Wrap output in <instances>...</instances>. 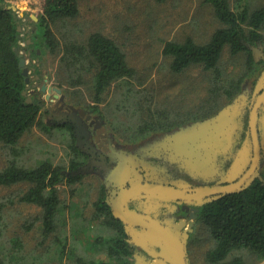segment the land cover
I'll return each mask as SVG.
<instances>
[{
  "label": "trees",
  "instance_id": "obj_1",
  "mask_svg": "<svg viewBox=\"0 0 264 264\" xmlns=\"http://www.w3.org/2000/svg\"><path fill=\"white\" fill-rule=\"evenodd\" d=\"M23 1L0 0V147L7 150L12 158L0 169V188L17 184L27 185L16 201L39 209L41 235L45 239L55 232L57 211L62 206L61 196L65 189L73 194L74 185L81 183L83 176L75 172L80 161L83 162L84 159L78 147L70 145L72 158L67 166L55 165L49 160L41 161L34 167L20 165L18 158L23 150L19 149L18 145L23 135L37 126L41 131L50 127L41 120V107L36 101L30 95H23L27 83L19 66V54L21 53L25 60L36 61V73L40 71L46 55L58 57L57 66L63 72V79L57 86L70 97H76L81 86L86 87L89 95L82 93L90 99V102L84 105L86 110L103 119H106L109 113L108 107L101 106L105 103L106 93L112 87H127L135 72L128 65L118 45L99 32L90 33L84 39L80 35L81 32H78L79 37L75 36L77 34L74 31L63 32L61 36L55 33L54 27H58L60 22L78 17L81 0H39L24 6ZM204 1L212 8L220 23V27L212 33L209 41L198 44L190 37L182 42L166 41L162 54L170 58V70L176 74L191 66H200L204 72L210 74L211 79L221 82L213 87V90L221 92L219 96L230 102L241 91L245 82L248 83L251 78L253 83L259 74L260 64L255 62L253 54L256 53L252 49H255L258 43L264 44V5L250 10L249 0H235L234 7H231L229 0ZM25 24L35 27V30L30 28L26 31ZM72 32L75 35H72ZM28 40L30 44H27ZM224 48L228 49L231 56L241 53L246 55L245 67L236 76L223 78L220 75L218 65ZM28 52L30 57H27ZM26 66L31 80L32 72L27 62ZM252 83L248 84L252 86ZM28 97L31 98V103L27 102ZM132 97L134 99V96ZM210 101L213 99L208 100ZM149 102L147 100L142 104L133 101L130 104L133 107L131 122H134L135 115L142 113L144 108L151 111ZM116 103L122 106L121 110L125 109L122 99ZM214 103L216 102L213 101L209 108H215ZM215 111H210L207 116L213 113L216 115ZM123 114L126 112H120V115ZM156 119L153 118L149 129L156 130L158 124H153ZM113 122L123 131L129 129L126 135L129 139L137 138V132L141 131L138 124H134L138 128L132 127L133 123L126 127L125 122L118 117H114ZM63 136L75 142L71 131ZM98 185L99 192H96L95 199L91 202L93 211L90 217L79 222L90 249L86 251L83 246L82 254L78 255L74 262L136 264V260H142L143 257L137 255V246L128 241L129 237L122 222L112 216L110 202L104 200L103 187ZM13 203L12 199L3 200L0 210ZM199 219L206 226L212 240V247L205 253L203 264H245L239 254L241 251L252 253L264 260V173L254 177L241 191L206 199L200 207ZM2 222L3 213L0 214V237L4 234L5 225H2ZM74 229L71 227V237L74 236ZM54 238L55 258H67L75 254L76 247L72 244L77 239L72 238L69 246L70 240L64 231L58 238L54 234ZM12 246L16 251L14 260H22L17 253L22 248L21 242L12 240ZM98 257H101V260ZM0 264H3L2 260Z\"/></svg>",
  "mask_w": 264,
  "mask_h": 264
},
{
  "label": "rangeland",
  "instance_id": "obj_2",
  "mask_svg": "<svg viewBox=\"0 0 264 264\" xmlns=\"http://www.w3.org/2000/svg\"><path fill=\"white\" fill-rule=\"evenodd\" d=\"M37 2L39 0H24L22 5ZM229 2L231 7L236 5L235 0H229ZM263 5L264 0H249L248 3L250 10ZM59 24L58 27H54V31L58 36H61L63 32L74 31L77 35L73 32L72 35L79 37L78 32H81L80 35L84 39L90 33L99 32L112 39L124 53L128 65L134 70V77L127 87H123V89L112 87L106 93L105 103L101 105L102 107H108L109 113L106 119L94 114L102 121L107 132L122 145L132 147L136 142L142 144L155 140L154 138L150 139L154 130L149 129L153 118H157L153 124H166L170 119L182 118L181 114H204L206 117L210 111L216 110L215 113L217 114L225 105H229L234 101H238L237 103L243 104V106L247 104L251 87L249 84L253 81L251 78L248 80L249 84L244 83V91L231 102H227L223 96H219L221 92H214L213 90V87L221 82L211 79L210 74L204 72L200 66H191L182 73L176 74L170 70V58L162 54V48L166 41L182 42L185 38L190 37L196 43L204 44L209 41L212 33L220 27L212 8L204 0H165L163 3H157L154 0H81L79 2L78 17ZM27 25H24L26 31L30 28L33 29L30 24ZM259 45L254 47L257 52H260L261 47L264 50V44L259 43ZM245 57L246 55L243 53L231 56L228 49L224 48L218 65L220 75L223 78L230 75L236 76L245 67ZM57 64L58 57L46 55L40 69L42 79L46 80L47 85L60 89L67 97V102L77 108L75 111L89 112L84 105L90 102V99L82 95V93L86 96L89 95L86 87L81 86L77 96L71 95L72 97H70L57 86L58 82H62L63 79V72L58 69ZM132 96H134V99ZM119 99H122L125 109L121 110L120 107L122 106L116 103ZM209 99L216 102L214 103L215 108H209L213 102H208ZM147 100L150 101L151 111L144 108L141 110L142 113L135 115L134 122H131L133 107L130 104L133 101L142 102L143 104ZM116 109L119 111H116ZM120 112H126V114L120 115ZM114 117H118L119 120L125 122L126 127H129L132 123L131 126L134 128H138L134 124L141 126V131L137 132L138 137L129 139L126 136L129 129L123 131L117 128L119 125L113 122ZM41 120L45 123L44 114L41 115ZM48 127H50L48 130L41 131L37 126L23 135L18 145L19 149L23 150L18 158L20 165L34 167L41 161L49 160L55 165L67 166L72 158L71 146H74L75 142L64 138L63 134L67 131H64L63 128H54L50 125ZM192 128V124L187 126L184 130L182 129L181 134L187 129L192 131ZM174 136L164 139L161 148L172 140L174 145ZM147 145L149 144H142L136 149H139L138 152L140 150L144 151ZM132 149H135V147ZM158 150H160L159 145L156 150L152 146L148 147V153L150 154ZM184 150L191 151V145H186ZM248 152L247 149L244 153L246 160L249 158ZM171 156H173L171 153L167 157L164 155L168 162L174 164L175 162L171 159ZM9 159H12L11 156L9 157V152L0 147V169L6 165ZM179 161L182 163L180 159ZM243 163L245 164L244 161ZM177 164L185 171L198 177L194 178L195 180L206 182L214 177L221 176L217 168H209V170L201 172L191 171L180 163ZM218 167L220 169V166ZM68 172L69 170L66 168V173ZM112 173H115V171ZM223 177L224 175L220 177V180ZM99 180L96 176L84 175L80 180L81 183L74 185L73 194L65 189L61 196L62 206L57 211L54 234L58 238L64 231L68 240H70L69 246H71L72 238L77 239L72 244L76 247L75 254L61 259L55 258L53 255L55 248L54 234L45 239L41 235L39 209L33 205L16 201L22 191L27 188V185L17 184L11 187H1L0 203L5 199L14 201L12 205L2 211L0 210V214L3 213L4 215L2 225H5L4 234L0 237V260L3 264H76L74 260L82 254V247L84 246L86 251L90 249L79 222L88 219L93 211L91 202L95 199L98 184L101 182ZM148 201L155 208L157 200L149 199ZM78 223L79 226H77ZM71 227L75 228L73 237L70 233ZM199 227H201L200 231ZM208 233L206 226L201 222L194 235L197 242L189 247L190 260L188 261L190 264H203L205 253L212 247V240ZM12 240L21 242L22 248L17 253H19L22 260H14L16 251L12 246ZM137 249V255L143 257L142 251L144 250L140 247H137ZM239 254L242 255L245 264H264V260L252 253L241 251ZM98 258L101 260V257Z\"/></svg>",
  "mask_w": 264,
  "mask_h": 264
},
{
  "label": "flooded vegetation",
  "instance_id": "obj_3",
  "mask_svg": "<svg viewBox=\"0 0 264 264\" xmlns=\"http://www.w3.org/2000/svg\"><path fill=\"white\" fill-rule=\"evenodd\" d=\"M256 46H260L259 43ZM259 55L253 54L255 62H257L260 67V71L252 86L250 87L249 96L247 104L243 108V113L241 116L242 127L237 131L235 136V143L231 153L227 156H219L217 159V171L222 176L223 172L228 169L232 163L235 156L242 150V145L249 138L248 136V119L252 104L255 100L262 94V89L255 91V86L258 78L264 72V50L261 47ZM36 62L30 65V70L32 72L31 76H37L38 80L29 83L30 95L36 103L41 107L40 113L44 114L45 122L54 127L63 128L64 131H71L74 135L75 145L78 147L81 156L84 161L77 166V171L75 172L81 176L93 175L99 180L100 184L104 190V200L110 202L111 204L117 198L120 189L115 187L112 183L113 180L109 179L110 174L119 167V163H126L131 174L137 180L148 179L150 182L157 183L158 185L172 187L174 189L180 190L183 188H194L205 185L218 184L221 180V176H217L208 180L206 182L195 180V175L185 171L177 163H170L167 161L166 157L174 152L177 147V138L179 134L189 125H194L196 123L207 120L212 115L204 116L201 114H181L182 118L170 119L166 124L159 123L156 130L152 131L149 144L143 150L138 152L140 144L136 142L132 147L125 146L116 141V138L107 132L106 128L103 127V123L97 116L91 112L84 111L79 114L77 108L73 107L70 102H67V97L61 92L58 98H55V93L51 90L48 94V88L44 92L41 91L42 86L52 88L53 86L47 85L46 80L42 79L41 72H35ZM43 81V82H42ZM32 82V83H31ZM245 84L242 86L241 91L234 97L236 98L239 94L244 91ZM233 98V99H234ZM232 99V100H233ZM231 100V101H232ZM230 101V102H231ZM178 116V115H177ZM180 116V115H179ZM264 122V100L262 101L258 111H257V127L258 134L261 140L260 127ZM183 129V130H182ZM178 131V132H177ZM177 132V133H176ZM174 136L170 143H167L161 148V143L167 137ZM149 140V139H148ZM159 145L160 150L154 152L153 154L148 153V147L152 146L155 148ZM135 147V149H132ZM249 158L245 170L250 164L252 158V148L248 149ZM246 152V151H245ZM142 155V156H141ZM164 155L166 157H164ZM143 157V158H142ZM141 160L143 162H141ZM167 161V162H165ZM220 166V169L219 167ZM165 172V173H164ZM257 174L255 177L262 176L264 173V149L261 150V156L259 164L257 167ZM136 180V179H135ZM109 184L106 186V184ZM128 187V185H126ZM99 192V191H98ZM97 192V193H98ZM208 199H203L204 201ZM146 200L138 199L130 201L128 203V208L131 210L142 211L145 207ZM202 204L196 205L194 201L186 202L181 199H170L166 201H157L154 210L149 214L152 218L157 220L163 227L168 228L172 232H176L180 239L185 237V250L186 259L189 258V247L197 242L194 239L196 229L201 224L199 219L200 207ZM110 211L111 207L109 206ZM194 209L197 212H194ZM143 212V211H142ZM195 214V217H192ZM204 225V224H203ZM201 227H199V231ZM158 252L159 249L155 248ZM144 256L143 260H153L145 251H142ZM188 264L189 261H188Z\"/></svg>",
  "mask_w": 264,
  "mask_h": 264
},
{
  "label": "water",
  "instance_id": "obj_4",
  "mask_svg": "<svg viewBox=\"0 0 264 264\" xmlns=\"http://www.w3.org/2000/svg\"><path fill=\"white\" fill-rule=\"evenodd\" d=\"M32 18L36 20L35 17ZM18 30L20 31V28ZM34 30L35 27H33ZM30 43L28 40L27 44ZM252 50L256 55H259L260 52H257L256 49ZM15 52H18L17 49ZM19 55V66L22 68V75L27 83L23 95L28 96L29 70L25 58L22 57L21 53ZM27 57H30V52L27 53ZM36 79L38 80V78ZM47 88V95L51 93V90L55 93V98H58L61 94L60 89L50 88L45 84L42 86L41 91L44 92ZM260 89H262V94L252 104L249 114V138L245 140L242 150L222 174L224 177L218 184L177 190L150 182L148 179L137 180L134 174L132 175L129 171L130 169L126 163H119V167L114 170L115 173L110 174L109 179L113 180L112 183L115 184V187L120 189L117 198L112 204L110 203L112 216L125 226L126 235L129 237L128 241L154 258L153 260L137 259L136 264H188L185 237L180 239L176 232L163 227L149 215L154 208L152 203L148 201L149 199L157 201L181 199L186 202L194 201L198 205L202 204L205 198L209 199L241 191L258 175L256 171L261 150L264 149V122L260 127V140L257 127V111L264 100V72L258 78L255 86V91ZM27 102L31 103L30 97L27 98ZM237 102L234 101L225 106L213 117L196 123V125L194 124L192 131L187 129L184 133H180L181 135L177 138L178 145L172 153L171 159L191 171L205 172L209 168H217L218 157L226 156L232 151L237 131L242 127L240 116L244 106ZM82 113L79 111V114ZM186 145H191V151L184 150ZM249 147L252 148V158L245 170L247 160L244 158V153ZM141 162L143 161L141 160ZM107 185L109 184L107 183ZM140 198L146 200L143 212L131 210L127 207L130 201ZM194 212H197V210L194 209ZM192 217L194 218L195 214H192ZM155 248H158L159 251L156 252Z\"/></svg>",
  "mask_w": 264,
  "mask_h": 264
},
{
  "label": "built area",
  "instance_id": "obj_5",
  "mask_svg": "<svg viewBox=\"0 0 264 264\" xmlns=\"http://www.w3.org/2000/svg\"><path fill=\"white\" fill-rule=\"evenodd\" d=\"M21 45H23V43H20ZM26 62H27V64H28V66L30 67V65H33L34 63H35V61L34 60H26Z\"/></svg>",
  "mask_w": 264,
  "mask_h": 264
},
{
  "label": "crops",
  "instance_id": "obj_6",
  "mask_svg": "<svg viewBox=\"0 0 264 264\" xmlns=\"http://www.w3.org/2000/svg\"><path fill=\"white\" fill-rule=\"evenodd\" d=\"M36 77H37L36 75L35 76L34 75L33 76L30 75V78H31L32 81H36ZM30 93H31V91L28 90V94H30Z\"/></svg>",
  "mask_w": 264,
  "mask_h": 264
}]
</instances>
